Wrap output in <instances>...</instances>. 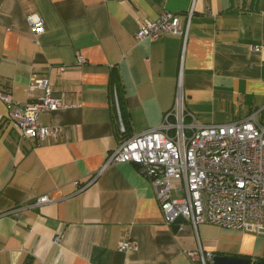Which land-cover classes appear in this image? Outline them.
<instances>
[{
    "label": "crops",
    "instance_id": "0c3cea01",
    "mask_svg": "<svg viewBox=\"0 0 264 264\" xmlns=\"http://www.w3.org/2000/svg\"><path fill=\"white\" fill-rule=\"evenodd\" d=\"M164 12L188 25L186 39L136 40ZM28 15L43 19L41 35ZM179 75L198 123L258 113L264 124V0H0V91L33 102L40 78L64 103L38 117L58 135L37 141L0 101V264H199L188 256L198 247L264 262L262 236L208 224L172 231L132 163L110 165L82 192L73 184L87 183L123 139L160 125ZM118 86L124 134L110 101ZM126 241L136 248L119 251Z\"/></svg>",
    "mask_w": 264,
    "mask_h": 264
},
{
    "label": "built area",
    "instance_id": "2783aa9c",
    "mask_svg": "<svg viewBox=\"0 0 264 264\" xmlns=\"http://www.w3.org/2000/svg\"><path fill=\"white\" fill-rule=\"evenodd\" d=\"M191 14L192 7L188 19ZM26 21L34 36L44 32L41 17L28 15ZM187 28L182 29L176 14L164 12L154 21H144L135 38L141 41L171 34L186 39ZM77 62L82 65L85 59L77 55ZM31 88L43 94L25 104L13 102L8 91H0L7 119L23 137L32 135L37 141L55 137L59 129L39 124L38 117L63 108V100L53 95L47 80L33 77ZM114 104L119 132L124 134L116 94ZM257 114L225 124L198 123L185 107L179 75L173 103L160 125L123 139L87 183L73 184L77 192H82L110 165L132 163L149 178L167 225H174L182 217L195 233L199 225L208 224L264 237V124ZM2 118L0 113V123ZM46 202V196L39 197L35 205ZM59 240L57 237L55 242ZM135 248L134 241L118 246L119 251ZM188 256L199 264H211L213 257L200 247Z\"/></svg>",
    "mask_w": 264,
    "mask_h": 264
},
{
    "label": "water",
    "instance_id": "95a60500",
    "mask_svg": "<svg viewBox=\"0 0 264 264\" xmlns=\"http://www.w3.org/2000/svg\"><path fill=\"white\" fill-rule=\"evenodd\" d=\"M135 166L138 167L137 165ZM180 224H186V221L182 217H178L176 219L174 225H172V231H177L179 229ZM211 264H264V262H252L250 259L243 257H228L216 255L212 257Z\"/></svg>",
    "mask_w": 264,
    "mask_h": 264
},
{
    "label": "trees",
    "instance_id": "16d2710c",
    "mask_svg": "<svg viewBox=\"0 0 264 264\" xmlns=\"http://www.w3.org/2000/svg\"><path fill=\"white\" fill-rule=\"evenodd\" d=\"M114 91V92H113ZM116 92V93H115ZM113 94H116L117 96V99H118V104H119V109H120V112H121V117H122V120H123V123H124V127H125V130L127 131V121H126V114L124 113V99H123V96H122V90L120 89V87L118 86V90H111V93H110V101H111V108H112V111H116L115 109V104H114V99H113Z\"/></svg>",
    "mask_w": 264,
    "mask_h": 264
}]
</instances>
